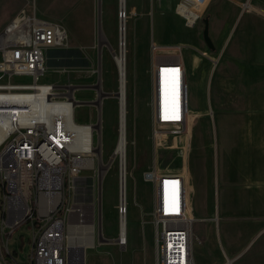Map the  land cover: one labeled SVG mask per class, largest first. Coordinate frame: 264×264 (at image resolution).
<instances>
[{
	"label": "built area",
	"instance_id": "2783aa9c",
	"mask_svg": "<svg viewBox=\"0 0 264 264\" xmlns=\"http://www.w3.org/2000/svg\"><path fill=\"white\" fill-rule=\"evenodd\" d=\"M209 2L179 0L180 7L197 14ZM124 18L125 12H120L119 20ZM67 36L64 26L38 18L34 11L20 12L0 32V264H7V259L11 264H75L68 235L71 227L85 221L94 224L92 239L94 244L99 242L94 220L89 221L84 206L73 200L90 155L88 141L77 142L74 135V129L82 125L75 116L81 103L75 98L78 88L40 81L46 72V52L62 47ZM158 49L152 42L150 132L154 150L163 141L161 132L175 138L184 135L191 113L182 48H177V54L162 56L156 54ZM213 64L209 62V72ZM173 69L178 70L173 78L174 97L163 118L160 78L163 72L172 75ZM18 78L28 81L18 82ZM143 180L151 183L153 191L156 264H195V219L187 205L183 176L160 172L154 163L143 173ZM125 213L119 200V217ZM22 224L30 232V249L25 262L19 263L10 253L7 240ZM114 244L123 249L126 240L117 237Z\"/></svg>",
	"mask_w": 264,
	"mask_h": 264
},
{
	"label": "crops",
	"instance_id": "0c3cea01",
	"mask_svg": "<svg viewBox=\"0 0 264 264\" xmlns=\"http://www.w3.org/2000/svg\"><path fill=\"white\" fill-rule=\"evenodd\" d=\"M24 1L29 4L30 0L1 1L0 9H7L8 15L0 32L25 12ZM59 4L64 6L66 19L85 24L86 29L78 35L85 39L91 0H61ZM33 11L37 16L35 5ZM153 13L180 32L178 38H159L162 45L154 43L167 53L180 47L182 54L187 50L189 58L185 61L191 93L188 129L178 138L172 136L158 143V147L172 146L183 162L170 174L183 176L187 205L197 225L193 260L195 264H264V0H210L200 20L197 13L188 10L156 8L151 0L148 14ZM139 17L147 16L142 13ZM204 17L208 19L212 50L202 37ZM210 61L214 64L209 72ZM208 116L202 128L200 119ZM205 130L210 133L207 135ZM207 150L210 155L205 160L206 168L199 165L193 175L194 153L203 157ZM155 237L154 227V245L144 241L139 251L129 245L127 229L126 246L119 250L130 249L132 264H156Z\"/></svg>",
	"mask_w": 264,
	"mask_h": 264
},
{
	"label": "rangeland",
	"instance_id": "374dc122",
	"mask_svg": "<svg viewBox=\"0 0 264 264\" xmlns=\"http://www.w3.org/2000/svg\"><path fill=\"white\" fill-rule=\"evenodd\" d=\"M0 0V8H3ZM13 1V0H9ZM61 0H30L26 4V13H32L34 5L38 18L59 23L70 27L75 35L68 29L67 41L58 49H51L46 52V73L40 80L42 83H49L57 86L68 84L77 86L75 98L81 102L76 109L75 116L78 123H91L94 128L96 150L93 156L94 167L86 168L81 172V178L77 181V201L84 206L89 221L94 220L96 229H100L101 237L97 244L84 250L86 254L85 264H132L130 249L121 252L114 244L118 237L119 221V163L114 155V147L118 134V99L114 94L118 92V75L114 62L118 48V19L120 11L118 0H101L100 17L101 31L97 30V0H91L90 19L87 21L89 34L84 39L78 36L86 26L77 19H66L64 6L59 4ZM34 2V5H33ZM6 5V3H5ZM156 8H175L186 12L180 7L179 0H154ZM151 9V0H127L126 9V60H127V136H128V166H127V191H128V242L134 248L142 249L144 241L148 246L154 245V226L152 223V185L143 180V173L148 168L158 165L159 171L167 174L180 169L182 159L175 148L169 145L168 148H158L154 153L150 130V102L152 93V77L148 73L151 65L150 44L151 41L158 43L159 38L173 39L179 37V30L169 28L165 18L153 13L148 14ZM0 25L6 17L8 10L0 9ZM206 9L198 13L197 19L205 14ZM134 12V13H133ZM136 13V15H135ZM146 18H140V14ZM193 22L192 14L189 16ZM205 18V17H204ZM147 20V21H146ZM145 22L147 26L145 25ZM186 23L193 28L195 23ZM204 25V23H203ZM192 40H197L193 36ZM198 42V41H197ZM158 45H162L159 44ZM185 46V45H184ZM176 50V47L174 48ZM175 52H162L159 48L156 54H176ZM101 55L99 58L98 55ZM186 63L188 52L184 50ZM197 59V58H195ZM100 65V69H98ZM172 75L164 72L160 78V108L161 116L164 118L165 107L174 97V81L178 70L173 69ZM18 78L16 81H25ZM172 80V81H171ZM28 81V80H26ZM100 89L96 90V87ZM100 102L101 121H98L96 104ZM208 118L200 119V126L203 128L208 123ZM196 128L197 132L201 129ZM99 127V128H98ZM202 131V130H201ZM208 135L209 130H205ZM172 137L169 133L161 132L163 142ZM171 144V143H170ZM197 147V146H195ZM98 155H100V163ZM210 155V150L204 153L203 157L197 151L191 161L192 174L195 175L199 165L206 168L205 160ZM108 165L105 172L104 166ZM193 162V163H192ZM101 181V208L100 221L98 226V179ZM167 184V182H166ZM165 184V185H166ZM166 191V186L164 188ZM85 223H92L86 222ZM93 224V223H92ZM94 225V224H93ZM197 225H194V243ZM196 233V234H195ZM29 230L27 225L19 226L7 240L10 253L17 262L24 263L29 252ZM145 238L143 239V237ZM7 259V264H11Z\"/></svg>",
	"mask_w": 264,
	"mask_h": 264
},
{
	"label": "bare ground",
	"instance_id": "6f19581e",
	"mask_svg": "<svg viewBox=\"0 0 264 264\" xmlns=\"http://www.w3.org/2000/svg\"><path fill=\"white\" fill-rule=\"evenodd\" d=\"M118 8L120 11L126 12L127 0H118ZM118 48L117 55L114 56V62L118 75V134L114 147V155L118 158L119 163V197L122 205L125 206L126 213L119 217L118 221V237L125 239L127 242L128 229V191H127V162H128V136L126 129L127 122V60H126V13L124 19H118ZM47 67L45 65V71ZM46 73V72H45ZM80 104L77 105V108ZM120 107V113H119ZM81 124V123H80ZM94 128L91 123H82L74 129V135L77 142L88 141L87 150L90 155L87 159L86 168L94 167L93 156L96 150V141L94 138ZM159 136V135H158ZM161 137V136H160ZM160 143V142H159ZM78 186L74 189L73 200L77 201ZM119 209V206H118ZM92 223H84L83 225H74L71 227L68 235V244L72 250L75 264H85L86 254L84 250L94 245L92 239Z\"/></svg>",
	"mask_w": 264,
	"mask_h": 264
},
{
	"label": "water",
	"instance_id": "95a60500",
	"mask_svg": "<svg viewBox=\"0 0 264 264\" xmlns=\"http://www.w3.org/2000/svg\"><path fill=\"white\" fill-rule=\"evenodd\" d=\"M100 1L101 0H97V30L98 33H100L101 31V17H100ZM203 23H204V28H203V32H202V37H203V41L205 42L206 46L212 50L213 49V45L212 42L210 40L209 34H208V19H203ZM98 57L100 58L101 55L99 53ZM98 69H100V65H98ZM77 87V86H76ZM96 90L100 89V87H96ZM119 92H117L116 94H114V97H116L117 99L119 98ZM97 107V111H98V121L100 123L101 121V115H100V102H98L96 104ZM99 128V127H98ZM99 158V163L101 161L100 159V155H98ZM114 159V156H112L110 162L107 164V166H104L102 169V172H105L108 168V165L111 163V161ZM101 164V163H100ZM101 181H102V176L99 175V179H98V226H99V221H100V208H101ZM100 229L98 230V234H99V239L101 237V233H100Z\"/></svg>",
	"mask_w": 264,
	"mask_h": 264
}]
</instances>
